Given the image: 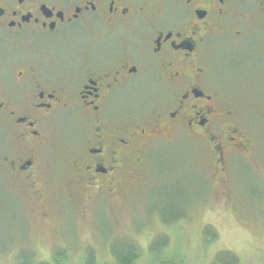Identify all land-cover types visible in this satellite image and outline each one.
Masks as SVG:
<instances>
[{"label":"flooded vegetation","instance_id":"obj_1","mask_svg":"<svg viewBox=\"0 0 264 264\" xmlns=\"http://www.w3.org/2000/svg\"><path fill=\"white\" fill-rule=\"evenodd\" d=\"M245 73L264 75V0H0V122L17 141L3 159L37 188L51 128L66 123L73 174L97 199L168 136L205 142L226 172L252 148L233 109ZM140 87L148 111L117 119Z\"/></svg>","mask_w":264,"mask_h":264},{"label":"rangeland","instance_id":"obj_2","mask_svg":"<svg viewBox=\"0 0 264 264\" xmlns=\"http://www.w3.org/2000/svg\"><path fill=\"white\" fill-rule=\"evenodd\" d=\"M230 56L220 59L227 65ZM238 76L233 109L252 140L248 154L232 155L226 172H218L208 144L168 136L150 145L131 183L99 199L73 174L68 124L51 128L41 184L33 189L3 159L17 141L0 122V264L27 252L53 264H83L89 248L97 264H116L111 246L126 240L142 248L135 264L154 262L159 247L183 264H221V251L234 252L239 264H264V75ZM141 92L134 104L116 108L117 119L128 108L142 118L149 104ZM207 227L216 237H206Z\"/></svg>","mask_w":264,"mask_h":264},{"label":"trees","instance_id":"obj_3","mask_svg":"<svg viewBox=\"0 0 264 264\" xmlns=\"http://www.w3.org/2000/svg\"><path fill=\"white\" fill-rule=\"evenodd\" d=\"M204 232L206 237H216V232L211 227H207ZM111 253L113 254L116 264H135L142 254V248L132 240H126L119 243H114L111 246ZM155 261L151 264H183L181 260L170 254H165L160 250L156 251ZM215 260L221 264H239L238 256L234 252L221 251L216 255ZM14 264H53L45 260H37L31 253L27 252L19 256ZM83 264H97L96 254L92 248H89L86 253Z\"/></svg>","mask_w":264,"mask_h":264}]
</instances>
